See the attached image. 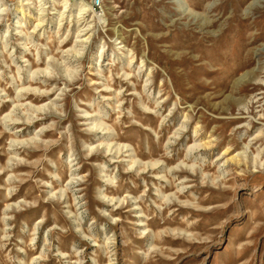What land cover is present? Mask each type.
Instances as JSON below:
<instances>
[{
	"label": "rangeland",
	"instance_id": "rangeland-1",
	"mask_svg": "<svg viewBox=\"0 0 264 264\" xmlns=\"http://www.w3.org/2000/svg\"><path fill=\"white\" fill-rule=\"evenodd\" d=\"M103 3L0 0V264H264V0Z\"/></svg>",
	"mask_w": 264,
	"mask_h": 264
},
{
	"label": "bare ground",
	"instance_id": "bare-ground-1",
	"mask_svg": "<svg viewBox=\"0 0 264 264\" xmlns=\"http://www.w3.org/2000/svg\"><path fill=\"white\" fill-rule=\"evenodd\" d=\"M79 3H81V6H78V7H80V10L77 9L79 12L76 14L77 15L76 17H81L83 14L85 15V14H87V12L89 10H91L90 6L87 3L83 2V1L79 2Z\"/></svg>",
	"mask_w": 264,
	"mask_h": 264
},
{
	"label": "built area",
	"instance_id": "built-area-1",
	"mask_svg": "<svg viewBox=\"0 0 264 264\" xmlns=\"http://www.w3.org/2000/svg\"><path fill=\"white\" fill-rule=\"evenodd\" d=\"M104 0H91V5L95 11H101L103 9Z\"/></svg>",
	"mask_w": 264,
	"mask_h": 264
}]
</instances>
